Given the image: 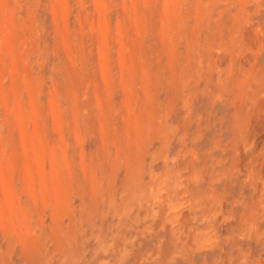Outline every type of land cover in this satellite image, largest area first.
<instances>
[{
	"label": "rangeland",
	"instance_id": "1",
	"mask_svg": "<svg viewBox=\"0 0 264 264\" xmlns=\"http://www.w3.org/2000/svg\"><path fill=\"white\" fill-rule=\"evenodd\" d=\"M36 1L39 0L10 2L6 25L11 34H5L1 41L3 55L10 67L9 71H3L0 64V72H6L2 78L5 84H1L0 79V225L3 223L4 226H0V245L4 250L12 249L16 264L23 259L20 258L22 248L18 235L26 244L42 251L46 264H187L176 246L179 244L171 245L174 253L167 261H164L162 248L169 231L177 243L181 241L182 217L184 212L187 213L183 206L185 203L189 209L191 205L188 184L180 195L181 200L168 203L174 193V186L168 178L178 172L172 169L170 161L173 158L168 156L167 148L172 139L174 100L192 77L193 68L198 71L197 66L206 56L213 58L215 67L221 63V59L215 60L211 53L216 51L214 48L221 51L237 49L233 32L237 31L245 16L242 12L247 0H46L49 9L42 10H48L49 16L43 17L46 19L44 23L36 17ZM59 2L62 8L60 17L56 10ZM235 2H239L237 8ZM12 11L17 15L15 21L12 20ZM225 17L230 20L229 46L214 40L215 35L222 31ZM2 30L1 26L0 33ZM201 30L205 32L203 39L199 37ZM28 33L32 34L28 36ZM47 37L52 43L46 40ZM14 42L21 55L26 54L24 59L29 60L28 67L20 63V75L23 73L19 75L23 94L21 107L16 102L11 83L10 49ZM257 50L261 49L258 47ZM51 53H59L57 62L49 68L51 75L61 73L65 85V92L61 94L56 78L52 76L54 79L51 77L45 85L47 77L40 73ZM232 59V56L226 57L225 78L232 73ZM256 69L262 71L254 72L257 78L264 72V59L257 62ZM246 76L249 77L250 73ZM237 79L232 124L237 136L245 141L254 137L251 129V120L256 112L251 102L254 84L248 87L245 96L250 107L245 116L240 115L237 119L238 108L242 113L239 76ZM33 102L37 103L36 106ZM179 139L182 141L183 136L180 135ZM155 141H159V146L150 151ZM92 146L94 148H89ZM157 160L162 161V170L155 173L150 166ZM164 176L167 180L162 179ZM156 193L164 198V204L156 198ZM200 198L198 195L194 199L193 206L199 205ZM166 204L173 211L165 218L171 226L155 250L141 254L131 249L126 238L133 222L132 208H135L133 216L137 222L150 214L158 219V208L161 206L164 211ZM173 223H176L175 227ZM189 228L194 238L198 236L207 240L195 251V264H207L204 256L210 250H214V256L208 264H219L220 260L226 264L224 249L211 229L192 225ZM25 230L30 233H25ZM71 243L76 245L74 251L70 250ZM236 245L235 264H264V255L256 257L249 248L241 250L240 240ZM197 254L200 255L199 262ZM129 255L133 256L131 263ZM105 256L108 259L111 256L113 261L107 262Z\"/></svg>",
	"mask_w": 264,
	"mask_h": 264
},
{
	"label": "crops",
	"instance_id": "2",
	"mask_svg": "<svg viewBox=\"0 0 264 264\" xmlns=\"http://www.w3.org/2000/svg\"><path fill=\"white\" fill-rule=\"evenodd\" d=\"M238 4L239 2H235L236 8ZM34 5L37 8L36 17L44 23L46 19L43 17L49 16L48 10L47 12L42 10L46 7L49 9L47 1L39 0ZM90 5L93 8V4ZM22 7L24 9L25 6ZM244 9L245 16L242 17L237 31L233 32L237 49L228 48L221 51L214 48L216 51L212 50L211 53L215 60L221 59V63L215 67L213 58L206 56V59L197 66L198 71L193 68L192 77L185 83L174 100V111L171 115L173 130L170 133L172 139L167 143V148L168 156L173 158L170 161L172 169L178 172L174 174V177L168 178L174 186V193L168 203L181 200L180 195L185 190L184 186L188 184L190 185L188 197L191 205L189 209H186L187 204L184 203L185 207L183 206L187 213H183L181 241L177 243L168 230L169 236L163 241L165 243L162 247L165 253H163L164 261H167L174 253L171 245L175 243V245L179 244L176 246L184 260H187L186 263L195 264L194 253L207 240L198 236L197 239L194 238L189 228L191 225L212 230V234L216 235L219 245L221 244L224 249L226 264L236 263L234 259L238 250L237 240L241 242V250L249 248L253 250L256 257L258 254L264 255V110L261 108L263 104H261L262 100H258L257 92L258 82L264 72L257 78L254 75V72L256 74L262 72L261 69L256 68L257 62L264 59V0H247ZM56 10L60 17L62 15L60 2L56 3ZM94 12L97 14L95 9ZM229 21L226 17L222 20V31L214 38L217 43L224 45L226 43L229 46ZM204 34L205 32L201 30L199 37L203 39ZM46 40L52 43L50 38L47 37ZM261 45L263 46L260 47ZM258 47L261 50H257ZM229 51L231 52L227 54ZM94 54L97 56L96 50ZM58 56L59 53L56 55L51 53L46 67L40 73L47 77L45 85H48L50 78L54 76L56 79L52 78L58 82V92L61 94L65 92L61 73L51 75L52 71L49 68L57 62ZM227 56L233 57V70L230 77L225 78L224 64ZM248 73H250L249 77L254 75L255 79L251 83V85L254 84L251 102L256 112L251 120L254 137L244 141L237 136L232 124L235 107L234 88L238 80L237 76H239V97L242 99V113L240 108L237 110L239 112L236 111V118L239 119L240 115H246L250 107V103L245 99L246 91L250 86L247 87L248 79H244ZM45 88L46 86H43V89ZM180 135L183 136L182 141L179 139ZM235 138L236 141H234ZM158 146L159 141H155L150 151L156 150ZM89 148H94V146ZM148 162L149 158H147ZM150 168L155 173L161 172L162 161L151 162ZM165 178L167 180L166 176L162 179ZM198 195L201 197L200 203L193 206V201ZM156 198L164 204L162 196L156 193ZM166 207L164 211L161 206L158 208V219L157 216L153 217L150 214L137 222L133 216L135 208H132L133 222L126 238L131 249L138 250L141 254H149L155 250L159 241L165 237L166 229L171 226L165 222V218L167 213L171 214L173 211L167 204ZM153 208L156 209L157 206ZM143 213L144 211L140 212V216ZM173 226L175 227L176 223H173ZM213 252L214 250H210L205 253L204 257L208 263L214 256ZM199 256V254L196 255L198 262ZM128 257L131 263L133 256ZM105 260L113 261L111 256L109 259L106 257ZM93 263L96 264V262ZM223 263V260L219 261V264Z\"/></svg>",
	"mask_w": 264,
	"mask_h": 264
},
{
	"label": "bare ground",
	"instance_id": "3",
	"mask_svg": "<svg viewBox=\"0 0 264 264\" xmlns=\"http://www.w3.org/2000/svg\"><path fill=\"white\" fill-rule=\"evenodd\" d=\"M12 0H0V27L2 26V28H3V30H2V32L0 33L1 35H0V59L2 58V62L0 63L1 65H2V67H3V71H6V70H8L9 71V67H10V65H8V62L6 61L7 59L4 57V55H3V52H2V49H3V46H2V43H1V41L4 39V37H5V34L7 35V34H9V36H10V31H9V28L7 27V25H6V23H7V18H8V8H9V5H10V2H11ZM19 1V0H18ZM24 1V0H23ZM199 1V0H198ZM175 2H177L176 0H175ZM195 2V1H194ZM19 3V2H18ZM68 3V2H67ZM67 3H65V5L67 4ZM173 3V2H172ZM244 3H245V1H244ZM22 4V3H21ZM166 5H169V4H166ZM229 5V4H228ZM173 6V5H172ZM244 6V5H243ZM13 7V6H12ZM197 7V6H196ZM195 7V8H196ZM207 7H208V5H207ZM220 7V6H219ZM167 8V7H166ZM173 8V7H172ZM199 8V7H198ZM171 9V8H170ZM19 10V9H18ZM166 9H164V11H165ZM174 10V9H173ZM170 11V10H169ZM175 11H177V10H175ZM174 11V12H175ZM238 11V10H237ZM236 11V12H237ZM20 12V11H19ZM68 12V11H67ZM199 12V11H198ZM232 12V11H231ZM12 13V20H16V16L17 15H15V12H11ZM18 13V12H17ZM21 13V12H20ZM19 13V14H20ZM30 13V12H29ZM166 13H167V10H166ZM170 13V12H169ZM172 13V12H171ZM188 13V12H187ZM243 13V12H242ZM176 14H177V12H176ZM196 14V13H195ZM170 15V14H169ZM168 15V16H169ZM175 15V14H174ZM197 15V14H196ZM69 16V15H68ZM169 18H171V17H169ZM176 18V17H175ZM178 18V17H177ZM19 19V18H18ZM183 19V18H182ZM234 19V18H233ZM237 19H238V17H237ZM170 20V19H169ZM172 20V19H171ZM199 20H200V18H199ZM166 21V20H165ZM174 21H175V19H174ZM25 22V21H24ZM169 22V21H168ZM190 22V21H189ZM11 23V22H10ZM23 23V22H22ZM21 23V24H22ZM167 23V22H166ZM170 23H171V21H170ZM187 23V22H186ZM196 23V22H195ZM14 24V23H13ZM16 24V23H15ZM164 24H165V22H164ZM25 25V24H24ZM167 25H168V23H167ZM182 25H184L183 23H182ZM197 25V24H196ZM163 26V25H162ZM176 27H177V25H175ZM27 27V26H26ZM172 27H174V26H172ZM24 28V27H23ZM31 28V27H30ZM195 28V27H194ZM193 28V29H194ZM198 28V27H197ZM18 29V28H17ZM22 29V28H21ZM32 29V28H31ZM168 29V28H167ZM171 29V28H170ZM183 29V28H182ZM192 29V30H193ZM196 29V28H195ZM20 30V29H19ZM178 30V29H177ZM26 31H28V30H26ZM167 31V30H166ZM19 32V31H18ZM32 32V31H31ZM171 32H173V30L171 31ZM178 32V31H177ZM140 33V32H139ZM32 33H28V36L29 35H31ZM34 34V33H33ZM164 34V33H163ZM177 34V33H176ZM192 34V33H191ZM25 35H26V33H25ZM34 36V35H33ZM26 37V36H25ZM32 37V36H31ZM27 38V37H26ZM25 38V39H26ZM34 38V37H33ZM172 38V37H171ZM20 39H22V38H20ZM165 39H167V37L165 38ZM176 39V38H175ZM193 39H195V38H193ZM26 40H28V38L26 39ZM29 41V40H28ZM32 41V40H31ZM170 41V40H169ZM191 42V41H190ZM29 43V42H28ZM24 44H25V42H24ZM35 44V43H34ZM201 44V43H200ZM174 45V44H173ZM172 45V46H173ZM25 46V45H24ZM30 46V45H29ZM163 46V45H162ZM18 46H17V44L14 42V44L13 45H11V53H12V61H11V64H12V68L10 69V72H11V83H12V86H13V89H14V92H15V94H16V102H17V104L19 105V107H21V105H23L22 104V91H21V86H20V84H21V81H20V79H19V75H20V71H22L21 70V66H20V63L22 62L23 63V66L24 67H28V61L27 60H25L24 59V57H27L26 56V54L25 55H21V53L19 52L20 50L17 48ZM33 47V46H32ZM37 47V46H36ZM178 47V46H177ZM68 48V47H67ZM32 49V48H31ZM37 49V48H36ZM165 49V48H164ZM168 49V48H167ZM26 50H28L27 48H26ZM33 50V49H32ZM69 50V49H68ZM39 51V50H38ZM35 52V51H34ZM36 54H37V52H35ZM73 54V53H72ZM124 54V53H123ZM27 55H28V53H27ZM32 56V55H31ZM71 56V55H70ZM74 56H75V54H74ZM69 58V57H68ZM71 60H72V57H71ZM173 60V59H172ZM126 61V60H125ZM124 61V62H125ZM136 61V60H135ZM133 62V61H132ZM131 62V63H132ZM151 62V61H150ZM74 63V62H73ZM127 63V62H126ZM140 63V62H139ZM149 63V62H148ZM77 64V63H76ZM145 64H147V63H145ZM171 64V63H170ZM149 65V64H148ZM173 66H174V63L172 64ZM76 67V66H75ZM139 67V66H138ZM149 67V66H148ZM172 67V66H171ZM32 68V67H31ZM129 68V67H128ZM144 68V67H143ZM254 68V67H253ZM134 69V68H133ZM148 69V68H147ZM147 69H145V70H147ZM136 70V69H135ZM0 71H1V68H0ZM27 72H28V70H27ZM26 72V73H27ZM6 73V72H5ZM4 72H0V79H1V84H3L4 83V80L2 79V78H4L6 75H4L5 74ZM29 73V72H28ZM132 73V72H131ZM23 74V73H22ZM21 74V75H22ZM32 74V73H31ZM135 74H137V73H135ZM148 74V73H147ZM20 75V76H21ZM29 75V74H28ZM124 78V77H123ZM135 79V78H134ZM255 79H254V75H251V77H249L248 78V80H247V87L249 86V85H251V83H253V81H254ZM7 81V80H6ZM240 81V80H239ZM29 82V81H28ZM113 83V82H112ZM127 83V82H126ZM5 84V83H4ZM121 84V83H120ZM134 84V83H133ZM134 85H136V84H134ZM7 88H9L8 86H6ZM131 87V86H130ZM258 100L260 101V100H262V103L261 104H263V105H261V108L264 110V75L261 77V79H260V81L258 82ZM34 85H33V87H32V90H33V92H34ZM149 88V87H148ZM243 88V87H242ZM246 88V87H245ZM128 89V88H127ZM133 89V88H132ZM135 89V88H134ZM145 90V89H144ZM112 91V90H111ZM127 91H129V90H127ZM132 91V90H131ZM134 91V90H133ZM41 92V91H40ZM130 92V91H129ZM256 92V91H255ZM8 93V92H7ZM35 93V92H34ZM134 93H136V92H134ZM139 93V92H138ZM150 93V92H149ZM42 94V93H41ZM137 94V93H136ZM147 94H148V92H147ZM34 95H36V93L34 94ZM40 95V94H39ZM132 94H130V96H131ZM6 96V95H5ZM7 96H8V94H7ZM41 96V95H40ZM39 96V97H40ZM148 96H149V94H148ZM34 98H36V97H33V99ZM58 98V97H57ZM139 98V97H138ZM141 98V97H140ZM143 98H145V97H143ZM148 98V97H147ZM242 98H243V96H242ZM8 99V98H7ZM7 99H6V102H7ZM12 100V99H11ZM39 100V99H38ZM139 100V99H138ZM146 100V99H145ZM257 100V99H256ZM258 100H257V102H258ZM10 101V100H9ZM33 101V100H32ZM40 101V100H39ZM38 101V102H39ZM137 101V100H136ZM144 102V101H143ZM11 103V102H10ZM34 104H35V106H36V102H33ZM138 103V102H137ZM136 103V104H137ZM25 104V103H24ZM75 104V103H74ZM141 104H143V103H141ZM1 105V104H0ZM78 105V104H77ZM128 105H130V104H128ZM132 105V104H131ZM9 106H10V104H9ZM8 106V107H9ZM34 106V105H33ZM43 106V105H42ZM75 106V105H74ZM143 107L142 108H144V106L145 105H142ZM256 106V105H255ZM11 107V106H10ZM9 107V108H10ZM68 107H70V106H68ZM99 107V106H98ZM97 107V108H98ZM141 107V106H140ZM148 107V106H147ZM260 107V106H259ZM6 108V107H5ZM39 108H40V106H39ZM71 108V107H70ZM69 108V109H70ZM141 108V109H142ZM146 108V107H145ZM62 109V108H61ZM138 109V108H137ZM2 110V109H1ZM24 110V109H23ZM32 110V109H31ZM40 110H42V109H40ZM63 110V109H62ZM69 111H71V110H69ZM79 111V110H78ZM130 111V110H129ZM142 111V110H141ZM21 112V111H20ZM68 112V111H67ZM80 112V111H79ZM110 112V111H109ZM140 112V111H139ZM237 112H239V111H237ZM261 112V111H260ZM75 113V112H74ZM134 113V112H133ZM137 113V112H136ZM141 113V112H140ZM10 114V113H9ZM15 114V113H14ZM58 114V113H57ZM111 114V113H110ZM115 114V113H114ZM144 114V113H143ZM6 115V114H5ZM75 115H76V113H75ZM142 116V115H141ZM239 116V115H238ZM78 117H79V115H78ZM108 117V116H107ZM255 118V117H254ZM260 118V117H259ZM42 119H43V116H42ZM45 119V118H44ZM4 120V119H3ZM10 120V119H9ZM8 120V121H9ZM102 120V119H101ZM112 120V119H111ZM110 120V121H111ZM258 120V119H257ZM14 121V120H13ZM137 121V120H136ZM10 122V121H9ZM8 122V123H9ZM139 122V121H138ZM142 122V121H141ZM4 123H5V121H4ZM78 123V122H77ZM129 123H131V122H129ZM145 123V122H144ZM144 123H142V124H144ZM0 124H2V123H0ZM15 124V123H14ZM13 123H12V125H14ZM146 124V123H145ZM11 125V124H10ZM12 125H11V127H12ZM104 125V124H103ZM254 125V124H253ZM6 126V125H5ZM78 126V125H77ZM80 126V125H79ZM252 126V125H251ZM255 126V125H254ZM1 128H2V126H1ZM4 128V127H3ZM76 128V127H75ZM78 128V127H77ZM130 128H131V126H130ZM136 128V127H135ZM144 128H146V127H144ZM10 129V128H9ZM9 129H8V131H9ZM12 129V128H11ZM74 129V128H73ZM129 129V128H128ZM251 129H253L252 127H251ZM13 130V129H12ZM122 130V129H121ZM123 130H124V128H123ZM131 130V129H130ZM3 131V130H2ZM126 131V130H125ZM11 132V131H10ZM75 132V131H74ZM146 132V131H145ZM3 133V132H2ZM14 133V132H13ZM106 134V133H105ZM128 135V134H127ZM106 137V136H105ZM132 137V136H131ZM145 137V136H144ZM130 138V137H129ZM128 138V139H129ZM103 139V138H102ZM148 139V138H147ZM5 140H6V137H5ZM129 140H131V139H129ZM136 140V139H135ZM132 142V141H131ZM147 142V141H146ZM106 143V142H105ZM109 143V142H108ZM129 143V142H128ZM113 144V143H112ZM109 146H110V144H109ZM105 147V146H104ZM81 150V149H80ZM100 150V149H99ZM102 150V149H101ZM119 150V149H118ZM122 150V149H121ZM69 151V150H68ZM75 151V150H74ZM111 151V150H110ZM120 151V150H119ZM126 151V150H125ZM104 152V151H103ZM113 153V152H112ZM117 153V152H116ZM105 154V153H104ZM118 154V153H117ZM100 155H101V153H100ZM107 155V154H106ZM110 155V154H109ZM112 155V154H111ZM82 156V155H81ZM93 156V155H92ZM96 156V155H95ZM98 156V155H97ZM102 156V155H101ZM122 156V155H121ZM118 157V156H117ZM122 158V157H121ZM94 159V158H93ZM92 159V160H93ZM98 159V158H97ZM107 159V158H106ZM106 159H104L105 161H106ZM118 159V158H117ZM126 159H128V157L126 158ZM103 161V160H102ZM118 161V160H117ZM128 162V161H127ZM130 162V161H129ZM97 163H99L98 161H97ZM104 163V162H103ZM117 163H120V162H117ZM70 165H72V164H70ZM81 165H82V163H81ZM83 165H84V163H83ZM57 166V165H56ZM90 166V165H89ZM88 166V167H89ZM93 166H94V164H93ZM95 167V166H94ZM73 168V167H72ZM76 169V168H75ZM75 169H73V170H75ZM89 169V168H88ZM11 170V169H10ZM119 170V169H118ZM87 171V170H86ZM89 172V171H88ZM61 173V172H60ZM72 174H74V173H72ZM75 174H76V172H75ZM82 174V173H81ZM4 175V174H3ZM84 175V174H83ZM86 175V174H85ZM86 177V176H85ZM13 178V177H12ZM15 178V177H14ZM13 178V179H14ZM71 178L73 179L74 177H72L71 176ZM127 178H128V176H127ZM12 179V180H13ZM35 179V178H34ZM79 179V178H78ZM84 179V178H83ZM97 179V178H96ZM64 180H65V178H64ZM88 180V179H87ZM98 180V179H97ZM96 180V181H97ZM72 181V180H71ZM21 182V181H20ZM24 182H25V180H24ZM23 182V183H24ZM79 183H80V181H79ZM88 183H89V181H88ZM97 183H98V181H97ZM26 184V183H25ZM36 184V183H35ZM77 184V183H76ZM17 185V184H16ZM64 185H65V183H64ZM66 185H68V184H66ZM73 185H74V183H73ZM84 185V184H83ZM49 186V185H48ZM85 186V185H84ZM33 187V186H32ZM34 187H36V186H34ZM65 187V186H64ZM73 187H75V185L73 186ZM72 187V188H73ZM18 188V187H17ZM23 189H25V188H23ZM22 189V190H23ZM66 189V188H65ZM67 189H69V188H67ZM66 189V190H67ZM76 189V188H75ZM26 190V189H25ZM65 190V191H66ZM73 190V189H72ZM21 191V190H20ZM19 191V192H20ZM69 191H71V189L69 190ZM74 191V190H73ZM87 191V190H86ZM89 191V190H88ZM37 192V191H36ZM99 192H100V190H99ZM22 193V192H21ZM70 193V192H69ZM90 194V193H89ZM88 194V195H89ZM24 195H25V193H24ZM23 195V196H24ZM73 194H71V196H72ZM77 195V194H76ZM79 195V194H78ZM100 195V194H99ZM71 196H70V198H71ZM82 196V195H81ZM80 196V197H81ZM27 197V196H26ZM89 197V196H88ZM87 197V198H88ZM1 198V197H0ZM29 198V197H28ZM27 198V199H28ZM37 198H38V196H37ZM83 198V197H82ZM98 198V197H97ZM16 199V198H15ZM85 199H86V197H85ZM79 200V199H78ZM88 200V199H87ZM98 200V199H97ZM26 201V200H25ZM28 201V200H27ZM37 202V201H36ZM73 202V201H72ZM26 203H28V202H26ZM39 203H40V201H39ZM53 203V202H52ZM70 203V202H69ZM74 203H76V201L74 202ZM79 203V202H78ZM84 204H85V202H83ZM124 203V202H123ZM25 204V203H24ZM1 205V204H0ZM27 205V204H26ZM34 205V204H33ZM74 205V204H73ZM79 205H80V203H79ZM89 205V204H88ZM75 206V205H74ZM76 207V206H75ZM81 206H79V208H80ZM83 207V206H82ZM15 208V207H14ZM29 208V207H28ZM84 208V207H83ZM92 208V207H91ZM77 209V208H76ZM15 210V209H14ZM75 211V210H74ZM4 212V211H3ZM92 212V211H91ZM94 212V211H93ZM44 213V212H43ZM84 213V212H83ZM95 213V212H94ZM18 214V213H17ZM38 214H40V213H38ZM185 214V213H184ZM33 215V214H32ZM37 215V214H36ZM82 215V214H81ZM83 215H85V214H83ZM76 216V215H75ZM95 216V215H94ZM93 216V217H94ZM33 217V216H32ZM86 217V216H85ZM186 217V216H185ZM37 218V217H36ZM75 218V217H74ZM183 218V217H182ZM5 219V218H4ZM49 219V218H48ZM186 219H188L187 217H186ZM26 220V219H25ZM183 220V219H182ZM13 221V220H12ZM64 221V220H63ZM14 222V221H13ZM46 223V222H45ZM84 223V222H83ZM186 223V222H185ZM7 224H8V222H7ZM35 224H36V222H35ZM34 224V225H35ZM38 224V223H37ZM36 224V225H37ZM86 224V223H85ZM95 224V223H94ZM187 224V223H186ZM39 225V224H38ZM2 228H4V226H3V223H1V225H0ZM7 226V225H6ZM8 227V226H7ZM11 227V226H10ZM22 227V226H21ZM39 227V226H38ZM46 227V226H45ZM89 227V226H88ZM32 228H34L33 226H32ZM37 228V227H36ZM84 228V227H83ZM86 228V227H85ZM185 228H187V227H185ZM24 229V228H23ZM27 229V228H26ZM64 229H66V228H64ZM14 230H16V228H14ZM37 230V229H36ZM41 230V229H40ZM8 231V230H7ZM188 231V230H187ZM9 232V231H8ZM33 232V231H32ZM185 232H186V230H185ZM25 233H30V231L29 230H25ZM186 233H188V232H186ZM37 234H38V232H37ZM76 234V233H75ZM169 234V233H168ZM189 234H190V231H189ZM5 235V234H4ZM42 236H43V234H41ZM78 235V234H77ZM84 235H86L85 233H84ZM191 235V234H190ZM2 236V235H1ZM34 236V235H33ZM39 236V235H38ZM169 236V235H168ZM27 237V236H26ZM45 237V236H44ZM78 237V236H77ZM76 237V238H77ZM84 237V236H83ZM2 238V237H1ZM5 238V237H4ZM4 238H2V239H4ZM18 238H19V244L21 245V248H22V254H21V256H23V257H21L20 256V258H23L22 259V261H21V263L20 264H46V258H45V256H44V254L42 253V251L41 250H39V249H36L35 247H33L32 245H28V244H26L22 239V236L21 235H18ZM39 238H40V236H39ZM42 238V237H41ZM47 238V237H46ZM189 238H191V236L189 237ZM10 239H8V241H9ZM40 240V239H39ZM188 240H190V239H188ZM41 241V243L43 242L42 241V239L40 240ZM47 241V240H46ZM51 241V240H50ZM191 241V240H190ZM68 242V241H67ZM86 242V241H85ZM0 243H1V241H0ZM12 243H13V240H12ZM46 243V242H45ZM165 243V242H164ZM202 243V242H201ZM167 244H169V243H167ZM203 244V243H202ZM83 245V244H82ZM194 246V245H193ZM14 247V246H13ZM75 247H76V245L74 244V243H71V245H70V250L71 251H74V249H75ZM167 247V246H166ZM166 247H164L165 248V250H168V249H166ZM50 248V247H49ZM14 249V248H13ZM51 249V248H50ZM73 249V250H72ZM190 249V248H189ZM188 249V250H189ZM16 250V249H15ZM49 250V249H48ZM79 250V249H78ZM83 250V249H82ZM67 251V250H66ZM81 251V250H80ZM84 251V250H83ZM190 252H192V249H190L189 250ZM46 252V251H45ZM166 252V251H165ZM188 252V251H187ZM72 253V252H71ZM83 253V252H82ZM163 253H164V251H163ZM18 254V253H17ZM70 254V253H69ZM79 254V253H78ZM165 254V253H164ZM166 254H167V252H166ZM186 254V253H185ZM191 254V253H190ZM190 254H189V257H190ZM65 255V254H64ZM92 255V254H91ZM188 255V254H187ZM16 256V255H15ZM18 256V255H17ZM51 256V255H50ZM88 256V255H87ZM86 256V257H87ZM53 258V257H52ZM69 258V257H68ZM73 258V257H72ZM13 259H14V257H12V249L10 250V249H8L7 248V250H4L3 248H2V246L0 245V264H16L14 261H13ZM16 259V258H15ZM14 259V260H15ZM167 259V258H166ZM187 261V260H186ZM18 262V261H17ZM224 262V261H223ZM75 263V262H74ZM221 263V262H220ZM52 264V263H51ZM55 264V263H54ZM224 264V263H223Z\"/></svg>",
	"mask_w": 264,
	"mask_h": 264
}]
</instances>
